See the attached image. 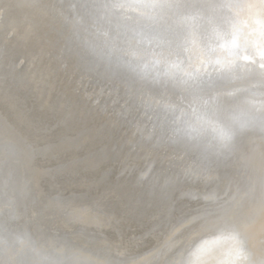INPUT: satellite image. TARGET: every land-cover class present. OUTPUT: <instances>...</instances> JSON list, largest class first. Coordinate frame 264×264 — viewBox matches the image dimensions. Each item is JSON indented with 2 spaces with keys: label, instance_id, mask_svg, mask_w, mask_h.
Masks as SVG:
<instances>
[{
  "label": "bare ground",
  "instance_id": "bare-ground-1",
  "mask_svg": "<svg viewBox=\"0 0 264 264\" xmlns=\"http://www.w3.org/2000/svg\"><path fill=\"white\" fill-rule=\"evenodd\" d=\"M0 264H264V0H0Z\"/></svg>",
  "mask_w": 264,
  "mask_h": 264
},
{
  "label": "snow or ice",
  "instance_id": "snow-or-ice-1",
  "mask_svg": "<svg viewBox=\"0 0 264 264\" xmlns=\"http://www.w3.org/2000/svg\"><path fill=\"white\" fill-rule=\"evenodd\" d=\"M176 6H177V7H181V6H183V5L177 4Z\"/></svg>",
  "mask_w": 264,
  "mask_h": 264
}]
</instances>
